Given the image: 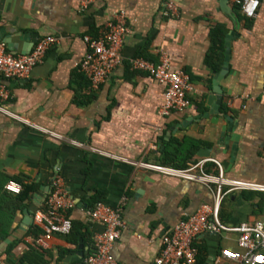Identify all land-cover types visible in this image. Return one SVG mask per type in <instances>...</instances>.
I'll list each match as a JSON object with an SVG mask.
<instances>
[{"label": "crops", "instance_id": "1", "mask_svg": "<svg viewBox=\"0 0 264 264\" xmlns=\"http://www.w3.org/2000/svg\"><path fill=\"white\" fill-rule=\"evenodd\" d=\"M167 2L176 5L175 18L163 16ZM121 12L128 26L124 62L95 90L81 71L86 39L97 38ZM216 29L224 35L214 67L208 55ZM1 30L0 41L10 40L17 55L47 36L59 42L27 77L0 76L10 92L3 108L31 123L0 111V236L7 234L9 240L0 264H79L92 238L104 231L102 223L88 216L89 201L97 193L104 194L105 205L121 210L126 222L113 258L119 264H153L163 235L216 200L215 185L141 165L169 167L164 155L173 140L185 144L183 155L190 154V143L197 146V163L226 162L222 167L227 180L264 186V0L255 19L244 17L231 0H96L85 11L80 0H0ZM231 32L228 68L219 75ZM163 54L172 69L186 71L193 84L191 106L168 117L160 114L165 87L129 64L132 58L158 63ZM226 117L232 119L233 130L225 136H238L236 144L232 138L227 143L230 148L236 145L235 154L230 148L223 153L225 141L220 144ZM207 148L210 158L199 157L200 149ZM208 163L211 170L215 162ZM57 177L74 203L67 216L88 227L89 236L77 246L68 242V235H42L36 242L29 235ZM16 178L37 185L29 200L20 201L19 194L5 189ZM220 208L221 221L228 226L264 220V191H232ZM5 240L0 238V243ZM194 243L199 251L195 264H240L222 256L224 250L240 251L236 233H203Z\"/></svg>", "mask_w": 264, "mask_h": 264}, {"label": "built area", "instance_id": "2", "mask_svg": "<svg viewBox=\"0 0 264 264\" xmlns=\"http://www.w3.org/2000/svg\"><path fill=\"white\" fill-rule=\"evenodd\" d=\"M231 1L240 7V12L247 19H255L261 6V0ZM95 2L96 0H80V9L85 11ZM163 16L168 19L178 16L173 2L166 3ZM127 32V17L124 12H121L113 17L106 25L105 31L97 38L86 39L88 51L81 64V71L93 89L97 90L105 83L113 70L124 62L122 47ZM58 42V37L47 36L39 39L29 53L14 55L8 51L6 43L0 41V76L4 79L27 77L37 65L44 62L48 49ZM129 64L133 70L147 73L165 87L160 110L163 117L184 112L191 106L189 100V94L193 91L191 77L182 69H172L167 55L163 54L158 63H152L143 58H132ZM9 98L8 87L5 83H0V111L31 125L3 108L2 103ZM45 132L62 139L60 135L47 130ZM207 162H215L218 165V175L208 174L204 170ZM141 165L166 176L199 182L208 187L216 186L215 204L201 206L194 214L182 219L169 233L164 234L161 239L160 254L153 264H195L199 251L194 242L199 235L228 232L237 234L240 251L224 250L222 252L224 258L240 264H264V220L228 226L219 217L220 204L227 193L235 190L264 191L263 185L227 180L222 165L210 159L202 160L185 170L146 163ZM224 187L228 188L226 192ZM5 189L11 193L20 194L23 187L19 182L11 180L6 184ZM73 206V200L65 190L63 180L57 177L52 181V190L44 208L35 214V222L46 228V236L69 235L73 222L67 213ZM88 216L91 221L102 223L104 231L94 236L93 252L83 260L82 264H119L112 256V249L126 226L121 210L99 203L93 210L88 211Z\"/></svg>", "mask_w": 264, "mask_h": 264}, {"label": "trees", "instance_id": "3", "mask_svg": "<svg viewBox=\"0 0 264 264\" xmlns=\"http://www.w3.org/2000/svg\"><path fill=\"white\" fill-rule=\"evenodd\" d=\"M236 9L240 11V7L236 5ZM223 32H221L220 30L216 29L213 30L212 34H211V49H210V54L208 55V62L209 64H213V59L218 57V51H222L223 52ZM214 67H216V65H214ZM185 144H183L182 142L178 141V140H173L170 145L168 146V148L165 151V165L166 166H171L172 168L175 169H180V170H185L188 169L190 166L195 165L197 163V161L194 158L195 155V150H197V146H195L194 144L190 143V147L188 148V150L190 151L189 155H183L181 154V147H184ZM208 164L205 165V171L209 174V173H214V174H218L219 170L218 167L215 164H212L213 167L211 170L208 169ZM17 182H19L22 187L23 190L21 192V194L17 195V199H19L20 201H25V200H29L33 194L35 193V191L37 190V185H29L27 183L22 182L20 179H15ZM103 195L102 193H97V195L93 196L90 201H89V210H93L97 204L99 203H103ZM221 209L219 210V217L221 219ZM47 233L46 228L35 222L29 235L31 237L34 238V241H38V239L42 236L45 235ZM88 233V227L86 225L80 224V223H73V228L71 233L67 236L68 242L72 243L74 245H78V242L81 238L85 239L87 236H89ZM7 234L1 235L0 238H2L3 240L6 239ZM91 249L86 253V255L81 259L79 264H82L83 260L89 256L90 254H92L93 252V238L91 240ZM15 244L12 243L8 250H7V254L10 256L12 249L14 248ZM28 255H26L27 257Z\"/></svg>", "mask_w": 264, "mask_h": 264}, {"label": "water", "instance_id": "4", "mask_svg": "<svg viewBox=\"0 0 264 264\" xmlns=\"http://www.w3.org/2000/svg\"><path fill=\"white\" fill-rule=\"evenodd\" d=\"M231 13H232V11H231ZM3 33H4V30H1L0 31V39L1 40H3V37H1V35ZM232 35H233V32L228 33L226 35V38H225L226 57H225L224 66H223L221 72L219 73V75H222L227 70V68H228V62H229V59H230V40H231V36ZM5 42L7 43L8 48L12 52V54L17 55V53H15V51L13 50V46H12L11 41L8 40V39H6ZM31 49H32V47H31ZM31 49H30V51H31ZM29 52H26V53H29ZM26 53H24V54H26ZM215 92H216V90H215ZM226 119L228 120V122H227V125L226 126H223L222 127V131H223L222 132V136H223V139L220 141V144H221L222 141H225V151H223V153H226L227 149L230 148L229 145H227V143H229V141H230L231 138L233 139V142L235 144L238 141V136L237 135H233V136L227 135V136H225V133H224L225 131L232 132V130H233V124L231 122L232 119H230L228 117H226ZM230 149L232 150V154H235V151H236L237 147H236V145H233ZM209 150H211V148L200 149V151L198 152V156L201 157V158H210ZM222 165L224 167H226L227 166V163L226 162H223ZM26 215H27V219L25 220V222L26 223H29V221H31V217H29V213L27 211H26ZM8 244H9V240H5V241H3V242L0 243V254H1L2 251H4L7 248ZM79 254L82 257L84 255L83 254V244H82V241H80V245H79Z\"/></svg>", "mask_w": 264, "mask_h": 264}]
</instances>
